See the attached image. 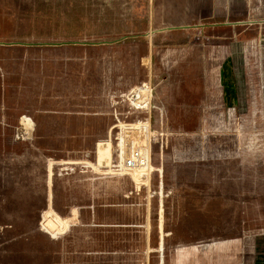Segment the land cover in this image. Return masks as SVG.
Masks as SVG:
<instances>
[{
	"label": "rangeland",
	"instance_id": "obj_1",
	"mask_svg": "<svg viewBox=\"0 0 264 264\" xmlns=\"http://www.w3.org/2000/svg\"><path fill=\"white\" fill-rule=\"evenodd\" d=\"M0 264H264V0H0Z\"/></svg>",
	"mask_w": 264,
	"mask_h": 264
},
{
	"label": "built area",
	"instance_id": "obj_2",
	"mask_svg": "<svg viewBox=\"0 0 264 264\" xmlns=\"http://www.w3.org/2000/svg\"><path fill=\"white\" fill-rule=\"evenodd\" d=\"M134 160H135V158H133L130 162H131L132 164H134V163H135Z\"/></svg>",
	"mask_w": 264,
	"mask_h": 264
},
{
	"label": "bare ground",
	"instance_id": "obj_3",
	"mask_svg": "<svg viewBox=\"0 0 264 264\" xmlns=\"http://www.w3.org/2000/svg\"><path fill=\"white\" fill-rule=\"evenodd\" d=\"M138 150V149H137ZM140 151H142L141 149H140Z\"/></svg>",
	"mask_w": 264,
	"mask_h": 264
},
{
	"label": "water",
	"instance_id": "obj_4",
	"mask_svg": "<svg viewBox=\"0 0 264 264\" xmlns=\"http://www.w3.org/2000/svg\"><path fill=\"white\" fill-rule=\"evenodd\" d=\"M184 28V27H183ZM169 29V28H168Z\"/></svg>",
	"mask_w": 264,
	"mask_h": 264
}]
</instances>
